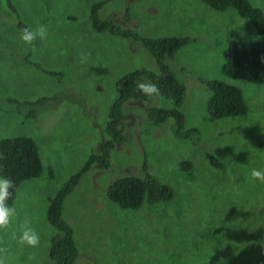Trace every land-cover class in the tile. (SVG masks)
Returning a JSON list of instances; mask_svg holds the SVG:
<instances>
[{
  "label": "rangeland",
  "instance_id": "rangeland-1",
  "mask_svg": "<svg viewBox=\"0 0 264 264\" xmlns=\"http://www.w3.org/2000/svg\"><path fill=\"white\" fill-rule=\"evenodd\" d=\"M94 1L0 0V138L32 137L43 167L16 190L10 205L17 215L0 229V264H54L48 198L96 149L115 81L132 69H157L137 41L93 30L88 15ZM249 1L264 14V0ZM100 16L141 37L191 38L166 62L185 86L183 127L197 134L176 138L171 119L151 125L141 105L123 102L125 137L110 151L109 167L92 165L62 202L75 263L264 264L255 244L264 181L251 177L253 169L264 171V84L222 71L229 42L259 35L233 8L215 10L200 0H110ZM18 23L33 30L44 25L47 34L25 44ZM198 77L239 88L246 112L209 119L208 90ZM151 102L171 106L159 98ZM209 156L222 167L211 166ZM142 162L173 197L135 209L117 206L106 197L107 185L126 174L140 176ZM21 228L39 235L35 248L19 242ZM262 250L264 256V229Z\"/></svg>",
  "mask_w": 264,
  "mask_h": 264
},
{
  "label": "trees",
  "instance_id": "trees-1",
  "mask_svg": "<svg viewBox=\"0 0 264 264\" xmlns=\"http://www.w3.org/2000/svg\"><path fill=\"white\" fill-rule=\"evenodd\" d=\"M110 0H96L89 6V19L93 30L131 38L140 43L153 57L156 70L147 68L132 69L120 76L114 84L115 96L107 111V119L103 134L96 149L89 153L83 164L48 198L46 219L55 229V234L49 239L48 256L54 264H76L77 252L72 239V228L62 218L61 207L64 197L77 184L79 178L92 165L100 169L109 167V153L114 147L124 141L122 121L124 114L123 102L132 100L144 109L147 121L151 125L161 124L168 119L173 121V136L176 138L195 139V128H184V115L181 111L186 96L184 84L178 80L166 60L191 41L188 37L164 36L141 37L129 28L118 24L114 19L100 16L101 8ZM215 10L233 8L242 18L248 20L259 37L241 41L229 42L223 52L222 71L231 78L244 79L258 85L264 84V14L251 4L249 0H200ZM23 29L27 26L18 23ZM51 73V72H49ZM193 80V79H192ZM196 81V79H194ZM197 81L208 90L205 99V110L209 119H218L231 115H241L247 110V105L239 88L217 79L198 77ZM154 84L158 94L146 96L138 90V84ZM152 98L166 100L171 106L155 105ZM28 104H32L28 102ZM60 103H56L58 105ZM196 143V141H192ZM264 142V141H263ZM262 144V143H260ZM209 163L215 168H221L222 163L209 156ZM185 165V162H181ZM142 174H126L113 179L106 187V197L121 208L135 209L143 202L154 204L164 202L173 197V190L167 184L159 181L148 173L145 162L141 164ZM43 167L39 157L36 142L27 135L0 138V176L13 183L9 189L12 194L8 204L13 202L16 190L21 182L35 178L41 174ZM259 211V209H258ZM260 224L256 230L255 244L263 256L264 212L260 209Z\"/></svg>",
  "mask_w": 264,
  "mask_h": 264
},
{
  "label": "clouds",
  "instance_id": "clouds-1",
  "mask_svg": "<svg viewBox=\"0 0 264 264\" xmlns=\"http://www.w3.org/2000/svg\"><path fill=\"white\" fill-rule=\"evenodd\" d=\"M47 34L46 26L38 25L34 30L26 27L21 30L20 40L25 44H32L33 41L40 37L44 38ZM264 62V58H262ZM138 90L146 96H152L158 94L159 90L154 84H138ZM251 177L255 180L264 181V171L253 169L251 171ZM13 188V183L6 177L0 176V229H7L12 223L13 217L17 215L16 209L8 204V200L11 197L9 189ZM15 235V233L13 234ZM19 242L26 244L29 247L35 248L39 244V235L33 229L21 228L19 236ZM32 258V257H30Z\"/></svg>",
  "mask_w": 264,
  "mask_h": 264
}]
</instances>
